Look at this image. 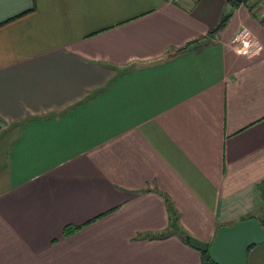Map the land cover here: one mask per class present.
Returning a JSON list of instances; mask_svg holds the SVG:
<instances>
[{
  "label": "crops",
  "instance_id": "crops-1",
  "mask_svg": "<svg viewBox=\"0 0 264 264\" xmlns=\"http://www.w3.org/2000/svg\"><path fill=\"white\" fill-rule=\"evenodd\" d=\"M229 3L0 0V264H201L165 197L202 242L258 219L264 11Z\"/></svg>",
  "mask_w": 264,
  "mask_h": 264
},
{
  "label": "water",
  "instance_id": "water-1",
  "mask_svg": "<svg viewBox=\"0 0 264 264\" xmlns=\"http://www.w3.org/2000/svg\"><path fill=\"white\" fill-rule=\"evenodd\" d=\"M192 249L207 253L214 264H247L250 249L264 243V228L256 218H248L229 226H221L210 243L185 238Z\"/></svg>",
  "mask_w": 264,
  "mask_h": 264
},
{
  "label": "trees",
  "instance_id": "trees-1",
  "mask_svg": "<svg viewBox=\"0 0 264 264\" xmlns=\"http://www.w3.org/2000/svg\"><path fill=\"white\" fill-rule=\"evenodd\" d=\"M241 2L243 3L244 1H241V0H230V3L229 4L231 5V7H236L237 4H239ZM231 16H232L231 11H228L227 13H225L220 18V21L218 22L216 28L210 34L213 35V34L218 33L219 31L223 30L226 27V25L228 24ZM195 44H191V45L187 46L185 48V50L189 49L190 47L194 46ZM258 191L260 193V196L264 200V181H262V183L259 185ZM165 199H166L165 202H166L168 211L170 212V218H171L170 229H169V231H168L167 234H162V235H160L158 237L165 238V237H167L169 235L176 234L182 241L185 242V238H187L189 236L179 226V224H178V215H177L176 211L174 210L171 201L167 197H165ZM248 218H254V217L253 216H248V217H245V218H243L241 220L248 219ZM258 222L264 228V217H263L262 220H258ZM75 230H76V228H73V227L69 228V227H67V228H64L63 234L66 236V235H69L70 233H72ZM200 254H201V264H214L209 259L207 253H200Z\"/></svg>",
  "mask_w": 264,
  "mask_h": 264
},
{
  "label": "built area",
  "instance_id": "built-area-1",
  "mask_svg": "<svg viewBox=\"0 0 264 264\" xmlns=\"http://www.w3.org/2000/svg\"><path fill=\"white\" fill-rule=\"evenodd\" d=\"M169 3H178L181 0H166ZM241 1H246V0H241ZM256 2L259 4V6L263 9L264 11V0H256ZM231 44L238 46L239 51L241 53L249 51L248 49L252 46L250 34L248 30L244 27L240 28L236 34L233 36L231 40Z\"/></svg>",
  "mask_w": 264,
  "mask_h": 264
},
{
  "label": "rangeland",
  "instance_id": "rangeland-1",
  "mask_svg": "<svg viewBox=\"0 0 264 264\" xmlns=\"http://www.w3.org/2000/svg\"><path fill=\"white\" fill-rule=\"evenodd\" d=\"M258 203H259V206H260V208H259V217H258V220H262L263 219V217H264V200H263V198L262 197H259V201H258Z\"/></svg>",
  "mask_w": 264,
  "mask_h": 264
}]
</instances>
